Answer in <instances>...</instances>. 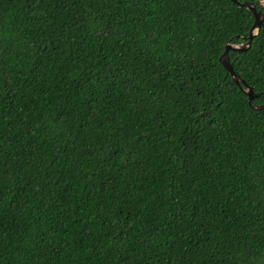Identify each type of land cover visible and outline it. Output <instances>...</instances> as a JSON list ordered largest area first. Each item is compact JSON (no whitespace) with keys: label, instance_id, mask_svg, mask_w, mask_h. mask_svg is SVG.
Wrapping results in <instances>:
<instances>
[{"label":"trees","instance_id":"obj_1","mask_svg":"<svg viewBox=\"0 0 264 264\" xmlns=\"http://www.w3.org/2000/svg\"><path fill=\"white\" fill-rule=\"evenodd\" d=\"M263 14L233 71L264 91ZM232 0H0V264H264V95L219 61Z\"/></svg>","mask_w":264,"mask_h":264},{"label":"water","instance_id":"obj_2","mask_svg":"<svg viewBox=\"0 0 264 264\" xmlns=\"http://www.w3.org/2000/svg\"><path fill=\"white\" fill-rule=\"evenodd\" d=\"M235 4L240 5V6H244L246 7L251 13L252 16L254 18L253 24L249 30V34L246 37L247 40L246 42L239 44V45H233V44H226L225 50L224 52L220 55L219 57V61L222 64L223 68L229 72L231 79L234 83L236 84H243L244 88H243V92L247 95L248 98V102L250 103V101L255 98L258 97L260 95H264V91L262 92H258L255 93L252 91V89L250 87H248L245 82L240 79V77L233 71L231 64L229 63L228 57H227V51L229 49H233V50H245L249 45H250V41L253 38L254 35H256L258 29L261 26L262 20H263V14L259 11H257L254 7V5H252L250 2H239L237 0H232ZM250 106L253 109H263L264 108V104H250Z\"/></svg>","mask_w":264,"mask_h":264},{"label":"rangeland","instance_id":"obj_3","mask_svg":"<svg viewBox=\"0 0 264 264\" xmlns=\"http://www.w3.org/2000/svg\"><path fill=\"white\" fill-rule=\"evenodd\" d=\"M264 1V0H263Z\"/></svg>","mask_w":264,"mask_h":264}]
</instances>
